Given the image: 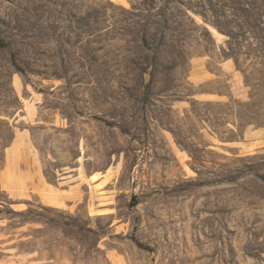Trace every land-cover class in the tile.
Segmentation results:
<instances>
[{"label":"rangeland","instance_id":"1","mask_svg":"<svg viewBox=\"0 0 264 264\" xmlns=\"http://www.w3.org/2000/svg\"><path fill=\"white\" fill-rule=\"evenodd\" d=\"M10 124L82 198L0 191V264H264V0H0Z\"/></svg>","mask_w":264,"mask_h":264},{"label":"crops","instance_id":"2","mask_svg":"<svg viewBox=\"0 0 264 264\" xmlns=\"http://www.w3.org/2000/svg\"><path fill=\"white\" fill-rule=\"evenodd\" d=\"M10 128L14 131V137L1 150L4 166L0 170V191L6 194L11 205L21 209L25 201L36 198L44 206L69 208L80 201L82 194L79 195L76 185L72 183L70 171H62L57 183H52L32 155L26 132L13 124H10ZM252 133L261 135L256 140L259 143L257 147H264V131L255 130Z\"/></svg>","mask_w":264,"mask_h":264}]
</instances>
